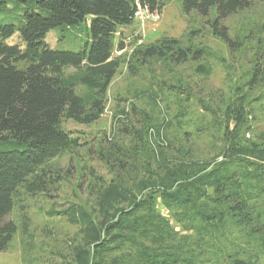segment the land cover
Returning a JSON list of instances; mask_svg holds the SVG:
<instances>
[{
	"label": "trees",
	"instance_id": "obj_1",
	"mask_svg": "<svg viewBox=\"0 0 264 264\" xmlns=\"http://www.w3.org/2000/svg\"><path fill=\"white\" fill-rule=\"evenodd\" d=\"M254 1L264 3L182 0V5L184 11L203 17L214 12L208 21L212 33L235 49L239 44L230 39L222 20ZM137 3L151 12L163 4L162 0H0V252L17 231L8 216L20 193L53 196L59 182L70 175L69 169H54L52 164L82 146L78 136L63 128V121L96 122L120 67L136 74L149 60L176 64L199 60L195 71L210 75L204 50L183 46L177 38L161 36L144 43L133 37L127 43L122 31L135 20ZM76 27L90 35V42L78 51L51 48L45 39L52 29ZM16 32L19 43H7ZM262 70L250 68L227 98L221 94L206 102L196 98L201 121L196 133H205L212 141L213 154L206 159L194 160L168 135L175 121L181 128L180 119L187 107L192 108L187 101L195 96L188 89L170 86L175 96L185 95L173 120L165 113L154 119L134 104L120 108L114 116L117 125L92 150L110 179L89 169L92 203H70L47 212L78 227L69 259L62 264H207L198 241L208 233L233 228L247 229L250 237L256 234L254 240L264 247L259 208L264 206V131L255 138L246 136L253 128L252 103H264ZM157 198L165 208L180 211L177 220L201 238L190 242L188 236L178 237L157 212ZM227 257L229 264L252 263L234 254Z\"/></svg>",
	"mask_w": 264,
	"mask_h": 264
},
{
	"label": "rangeland",
	"instance_id": "obj_2",
	"mask_svg": "<svg viewBox=\"0 0 264 264\" xmlns=\"http://www.w3.org/2000/svg\"><path fill=\"white\" fill-rule=\"evenodd\" d=\"M162 3L161 8L154 12L141 10V17L135 18L131 25L123 29L126 42H130L133 37H139V41L144 43L153 42L161 36L177 38L183 46L191 45L204 50V60L212 68L210 75H200L195 71L199 60L180 64L149 60L139 67L136 74L126 67H120L109 83L108 100L103 114L96 122L81 125L71 120L63 121V128L78 136L82 146L74 154L55 158L52 164L54 169H69L70 175L59 182L53 196L20 193V200L15 201L8 216L17 225V231L8 248L0 252V264H62L69 259L70 247L78 227L71 225L63 217L51 218L47 212L51 209L62 210L70 203L85 206L92 203L93 197L87 187L90 181L87 175L89 169L110 179L107 167L96 158L92 150L117 125L114 116L120 108L134 104L154 119H160L162 113H165L168 119L173 120L180 110L179 102L185 95L180 93L175 96L169 91L175 90L170 86L188 89L195 96L187 101L192 102V108L187 107L186 116L180 119L181 128L174 122L175 126L168 133L169 138H172L177 148L185 147L189 150V156L194 160L206 159L213 154L210 148L211 137L205 133H196L201 126L198 118L200 108L195 106L196 98H201L204 102L218 94L227 98L250 68L258 66L263 71L264 3L254 1L250 7L222 20L230 39L239 44L235 49H231L212 33L208 21L215 17L214 12L203 17L193 10L184 11L182 0H162ZM17 36L18 32L6 42L19 43ZM45 39L51 48L78 51L90 42V35L83 27L56 28L50 30ZM119 54L121 51L115 53ZM143 93L151 97L142 96ZM252 94H258L257 86ZM138 95L140 97L135 98ZM154 96L156 104L152 102ZM252 105L254 119L251 120L253 128L246 135L249 138H255L259 132L264 131V103L259 105L254 102ZM188 131L192 133L190 138L184 134ZM155 207L178 233V237L188 236L190 242L201 238L194 230L184 228L183 223L177 220L176 214L180 211L165 208L159 198ZM259 208L260 221L263 223L264 206L260 205ZM27 218L29 221L25 229ZM247 232V229L244 231L233 228L227 232L204 235L198 243L205 252L204 257L208 261L205 263L229 264L227 255L234 254L238 258L250 260L251 264H264V247H260L258 241L254 240L256 234L250 237Z\"/></svg>",
	"mask_w": 264,
	"mask_h": 264
},
{
	"label": "built area",
	"instance_id": "obj_3",
	"mask_svg": "<svg viewBox=\"0 0 264 264\" xmlns=\"http://www.w3.org/2000/svg\"><path fill=\"white\" fill-rule=\"evenodd\" d=\"M141 10H144L145 12L149 11L147 7H143V6H141V4L137 3V9H136V12L134 14V18L137 19V18L141 17V13H142ZM129 38L131 39V37H129Z\"/></svg>",
	"mask_w": 264,
	"mask_h": 264
}]
</instances>
